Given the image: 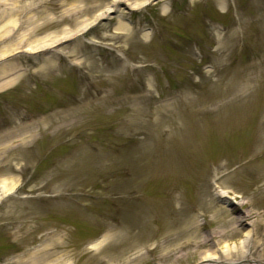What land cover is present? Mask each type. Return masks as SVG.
<instances>
[{"label":"rangeland","instance_id":"rangeland-1","mask_svg":"<svg viewBox=\"0 0 264 264\" xmlns=\"http://www.w3.org/2000/svg\"><path fill=\"white\" fill-rule=\"evenodd\" d=\"M12 6L0 264H264V0Z\"/></svg>","mask_w":264,"mask_h":264},{"label":"bare ground","instance_id":"bare-ground-1","mask_svg":"<svg viewBox=\"0 0 264 264\" xmlns=\"http://www.w3.org/2000/svg\"><path fill=\"white\" fill-rule=\"evenodd\" d=\"M1 1L6 2L7 0H0V2ZM9 8L11 9L10 11H7L5 14L4 13L1 14L2 16H6L7 17L5 22L0 26V30L1 31L4 30L5 33L8 32V28H11V27L14 28V26H16L15 25L16 24V19L13 17V12L15 10H12L13 6L9 7ZM123 27H124V25L119 23L118 26L116 27V29H124ZM7 52H8V50L5 49L1 53V55L6 54ZM9 82H11V80L6 81L3 85L8 84ZM1 183H2L3 188L8 189L9 185H7L5 181H1ZM219 186L221 188L224 187L223 185H219ZM221 195L226 196V194L224 192L221 193ZM249 217H250V212L249 211H244V212H242L240 214H237L235 216V215H232V212L230 213V211L220 210V211H218V213L216 215V219L219 218L220 221H225L226 223L230 224L229 225L230 226L229 229H231V230H233L236 227V225H234V224H238L240 222H243L244 220H246ZM247 239H249V232H247V234H245L244 238L239 243V246L241 248V251H239L240 255H244V253L246 252L245 246H246ZM104 240H105V238L102 239V242ZM100 243H101V241L96 243V244H94V246H98ZM202 244H203V241L200 242L199 244H197V246H200ZM231 253H232L231 249H228V246L225 245V249L223 251V255L225 257H228ZM57 259H58V257H56L53 262L55 263L57 261ZM51 262L52 261L45 262L44 264H54V263H51ZM249 262L252 263V264H258V263H256L255 260H250ZM198 264H231V262H229L227 260H221L214 254L204 253L202 258H201V261Z\"/></svg>","mask_w":264,"mask_h":264},{"label":"water","instance_id":"water-1","mask_svg":"<svg viewBox=\"0 0 264 264\" xmlns=\"http://www.w3.org/2000/svg\"><path fill=\"white\" fill-rule=\"evenodd\" d=\"M155 1V0H154Z\"/></svg>","mask_w":264,"mask_h":264}]
</instances>
